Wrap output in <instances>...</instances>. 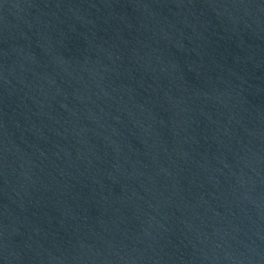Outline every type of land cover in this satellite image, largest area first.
Instances as JSON below:
<instances>
[{
	"label": "water",
	"instance_id": "water-1",
	"mask_svg": "<svg viewBox=\"0 0 264 264\" xmlns=\"http://www.w3.org/2000/svg\"><path fill=\"white\" fill-rule=\"evenodd\" d=\"M0 264H264V0H0Z\"/></svg>",
	"mask_w": 264,
	"mask_h": 264
}]
</instances>
